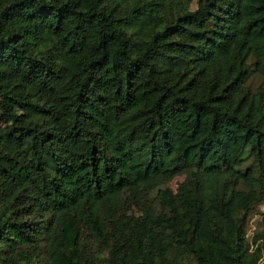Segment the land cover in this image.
I'll list each match as a JSON object with an SVG mask.
<instances>
[{"label":"trees","instance_id":"1","mask_svg":"<svg viewBox=\"0 0 264 264\" xmlns=\"http://www.w3.org/2000/svg\"><path fill=\"white\" fill-rule=\"evenodd\" d=\"M264 0H0V264H264Z\"/></svg>","mask_w":264,"mask_h":264},{"label":"rangeland","instance_id":"2","mask_svg":"<svg viewBox=\"0 0 264 264\" xmlns=\"http://www.w3.org/2000/svg\"><path fill=\"white\" fill-rule=\"evenodd\" d=\"M263 214H264V206L260 207L259 210H257L250 216L248 223V230H247L248 242H250L252 236L260 230Z\"/></svg>","mask_w":264,"mask_h":264}]
</instances>
